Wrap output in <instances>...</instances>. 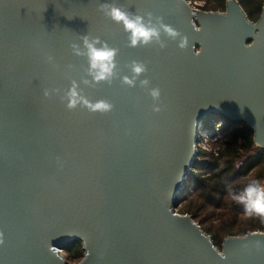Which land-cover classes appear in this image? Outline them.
Here are the masks:
<instances>
[{"label": "water", "instance_id": "water-1", "mask_svg": "<svg viewBox=\"0 0 264 264\" xmlns=\"http://www.w3.org/2000/svg\"><path fill=\"white\" fill-rule=\"evenodd\" d=\"M110 7L158 37L133 46ZM85 37L116 50L107 78ZM211 114L264 148V6L252 21L238 0H0V264H68L77 241L76 264H264L263 231L219 248L176 211Z\"/></svg>", "mask_w": 264, "mask_h": 264}, {"label": "trees", "instance_id": "trees-1", "mask_svg": "<svg viewBox=\"0 0 264 264\" xmlns=\"http://www.w3.org/2000/svg\"><path fill=\"white\" fill-rule=\"evenodd\" d=\"M201 9L225 11L227 0H203ZM252 21L260 18L264 0H238ZM209 130L211 151L200 150L189 173L183 192L176 198V210L191 214L221 248L225 237L263 231L264 221L248 216L244 205L232 200L252 179L264 185V148L254 141V131L245 122H235L217 115ZM222 121L217 129L216 121ZM206 127V126H205ZM207 128V127H206ZM68 264L84 256L83 243L77 241L63 250Z\"/></svg>", "mask_w": 264, "mask_h": 264}, {"label": "clouds", "instance_id": "clouds-1", "mask_svg": "<svg viewBox=\"0 0 264 264\" xmlns=\"http://www.w3.org/2000/svg\"><path fill=\"white\" fill-rule=\"evenodd\" d=\"M101 7L103 9L108 8L109 6L103 5ZM106 15L110 16L112 20L122 23L125 29L131 33L130 39L133 46L139 43L148 44L154 36L158 37L159 35L155 28L148 27L143 23L142 17L136 16L135 18H132L128 13L122 11L118 7H110V10L106 12ZM164 28L170 36L174 38L178 36V33L170 26L164 25ZM84 43L88 49L91 68L98 69L95 79L101 80L110 76L114 67L113 59L116 50L107 46L97 48L95 47V42H89L87 37H85ZM180 46L183 47L184 43L182 42ZM133 71L136 74H140L145 71V67L141 63H134ZM125 79L127 83H132V81L127 80V78ZM70 95L73 99L71 100L69 107H73L76 103V92L74 89ZM151 95L154 98H158L160 95L159 89H153ZM89 107L93 111H107L111 108V105L104 101H99L95 105H89ZM230 196L233 201L244 205L245 213L248 216H256L264 221V185H262L259 180L252 179L242 191L239 193L232 192L230 193ZM2 243V234H0V244Z\"/></svg>", "mask_w": 264, "mask_h": 264}, {"label": "built area", "instance_id": "built-area-1", "mask_svg": "<svg viewBox=\"0 0 264 264\" xmlns=\"http://www.w3.org/2000/svg\"><path fill=\"white\" fill-rule=\"evenodd\" d=\"M188 3L193 6L194 9H201V6L204 4V1L200 0L199 2L197 0H188ZM222 125V121H216L215 122V127L218 129ZM216 138H212V136L209 133L208 128L205 127L204 123L201 125V127L198 129V140L196 143L197 151L198 153L200 150H205V151H211V143L212 140ZM177 211V210H176Z\"/></svg>", "mask_w": 264, "mask_h": 264}, {"label": "rangeland", "instance_id": "rangeland-1", "mask_svg": "<svg viewBox=\"0 0 264 264\" xmlns=\"http://www.w3.org/2000/svg\"><path fill=\"white\" fill-rule=\"evenodd\" d=\"M194 1V0H192ZM198 2L200 0H197ZM202 1V0H201ZM217 114H211L210 116H208L205 120H204V125L208 128V129H211L213 127V122H214V119H216L217 117ZM178 212V211H177ZM180 213V212H178ZM63 252V251H62ZM64 254V252H63ZM65 255V254H64Z\"/></svg>", "mask_w": 264, "mask_h": 264}]
</instances>
